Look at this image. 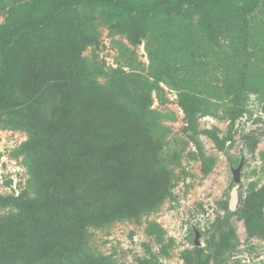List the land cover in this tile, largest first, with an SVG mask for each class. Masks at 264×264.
<instances>
[{
  "label": "rangeland",
  "instance_id": "rangeland-1",
  "mask_svg": "<svg viewBox=\"0 0 264 264\" xmlns=\"http://www.w3.org/2000/svg\"><path fill=\"white\" fill-rule=\"evenodd\" d=\"M125 1L140 13L107 8L119 25L99 24L97 41L83 49L70 23L20 31L57 7L78 23L86 9L103 8L101 1L19 7L0 0L2 41L11 45L3 82L27 94V102H12L24 109L25 128L10 126L0 104V264H264V0L251 15L240 90L210 97L209 113L197 112L192 123L172 86L160 83L162 98L122 72L132 71L130 55L133 71L148 73L146 41L132 31L143 12L156 2L192 0ZM198 15L205 22L206 12ZM84 57L102 62L142 108L174 112L161 120L171 127L169 147L185 149L174 173L155 169L148 128L116 102L104 79L85 75ZM142 207L150 211L137 217ZM85 241L93 251L82 249Z\"/></svg>",
  "mask_w": 264,
  "mask_h": 264
},
{
  "label": "trees",
  "instance_id": "trees-1",
  "mask_svg": "<svg viewBox=\"0 0 264 264\" xmlns=\"http://www.w3.org/2000/svg\"><path fill=\"white\" fill-rule=\"evenodd\" d=\"M15 1L19 7H23L24 2L29 0ZM99 1L103 3V8L86 9L84 18L78 23L66 21L62 15L63 8L57 7L37 19L28 20L20 32L27 34L43 26L70 23L79 30L80 42L84 49L97 41L99 24L108 25L112 30L119 25L114 22V16L106 11L107 8L115 6L121 12L140 13V10L125 0ZM260 1L192 0L189 4L156 2L150 11L143 12L145 15L143 22L136 21L132 25L134 39L146 41L150 59L148 73L143 76L142 73L133 71L136 60L130 55H126V63L132 71L122 72L132 75L135 85L142 86L147 92L157 90L162 98L164 89L160 83L172 86L179 92L188 122L192 123L197 112L209 113L205 102L211 100L210 97L224 99L230 95H237L240 90L242 80L240 71L246 61L245 50L249 45L251 15L258 10ZM162 9L167 10L163 16L159 14ZM203 11L206 12L205 22L202 15H198ZM5 23L0 26V104L3 102L9 111L10 126L25 128L27 126L25 111L23 108L14 110L12 102L15 100L27 102V94L20 92L17 82H3L9 67L5 55L11 50L10 44L2 41V37H5L4 31L7 29ZM23 37L19 36L12 41L16 42ZM83 71L87 77L104 79L103 87L110 92L116 102L148 128L156 146L153 151L155 169L169 174L174 173L173 164H179L181 152L185 149L169 147L172 141L169 138L171 127L161 121L162 118L174 119V112L142 108L136 96L131 95L125 86L120 85V78L106 71L99 60L84 57ZM166 195L167 193L161 197L151 211L159 208ZM149 211L142 207L137 217ZM81 247L93 251L88 241L83 242Z\"/></svg>",
  "mask_w": 264,
  "mask_h": 264
},
{
  "label": "water",
  "instance_id": "water-1",
  "mask_svg": "<svg viewBox=\"0 0 264 264\" xmlns=\"http://www.w3.org/2000/svg\"><path fill=\"white\" fill-rule=\"evenodd\" d=\"M243 162H240V164L234 168V178L235 181L240 182L241 181V170H242ZM195 244L196 245H201L202 242L200 240L201 238V233L198 229H195Z\"/></svg>",
  "mask_w": 264,
  "mask_h": 264
}]
</instances>
